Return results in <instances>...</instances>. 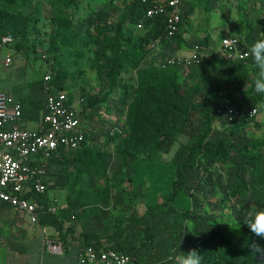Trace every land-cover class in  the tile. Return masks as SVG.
Instances as JSON below:
<instances>
[{
    "label": "rangeland",
    "instance_id": "rangeland-1",
    "mask_svg": "<svg viewBox=\"0 0 264 264\" xmlns=\"http://www.w3.org/2000/svg\"><path fill=\"white\" fill-rule=\"evenodd\" d=\"M190 4L180 38L177 42L173 41L177 51H185L193 44L203 47L206 44L210 56L211 51H217L219 40L225 35H242L253 41L264 38V0H190ZM0 12L29 15V29L20 40L21 54H18L29 65H45L40 58L41 53L38 50L35 52L34 48L49 46L50 34L57 18H67L72 30L81 36L86 35L90 21L99 23L111 34L120 30L122 35L131 36L133 40L140 34L134 30L131 21L130 0H28L24 7L7 5L0 0ZM146 46L143 51L145 49L148 55ZM77 47L82 51V56L64 65L67 78L63 90L71 94L83 109L84 123L90 127L86 148L94 153V165L90 172H78L72 164L59 165L58 171L51 174L48 191L56 193L52 199L56 200L55 215L62 220L61 230L66 232V240H61V236L51 226V232L44 234V237L52 244H82L85 226H93L103 235V245L116 246L108 240V234L125 236L131 231L130 210L123 207L124 204L131 206L139 218H149L148 206L161 202L171 191V180L175 178L172 158L187 138L177 136L170 152L153 160L143 155L128 160L126 164L119 161L118 145L129 132L125 121L127 106L136 90L137 70L149 66L147 55L144 52L134 55L137 66L127 63L119 76L121 85L107 96V86L99 79L94 68L95 44L85 37L78 41ZM163 47L173 53L176 51L174 46L164 43L159 49ZM3 71L0 65V75ZM193 72V68H190L188 72L178 74L181 91H193L201 87ZM242 89L247 98L251 92L256 93L250 84H244ZM104 95L107 98L101 104L91 102L94 97ZM92 112L97 115H91ZM213 126V138L225 137L241 147L253 140L263 139L264 110L238 127L236 134L231 133L234 127L223 120L213 122ZM234 162L238 163L240 159L232 157L227 164L203 161L201 166L185 170V190L175 206L188 210L192 216L184 223L174 256L180 251L187 253L190 249L200 253L201 248L211 249L221 243L240 244L244 233L241 219L257 209L250 200V192L243 200L233 196L230 186L235 182ZM78 192L83 195V209L73 215L69 213L62 216L59 210L66 208L68 200ZM156 232L159 233L157 230L153 233ZM3 253L5 256L6 252L0 250V255Z\"/></svg>",
    "mask_w": 264,
    "mask_h": 264
},
{
    "label": "trees",
    "instance_id": "trees-1",
    "mask_svg": "<svg viewBox=\"0 0 264 264\" xmlns=\"http://www.w3.org/2000/svg\"><path fill=\"white\" fill-rule=\"evenodd\" d=\"M1 1L7 5L24 7L28 0ZM130 1L133 26L135 27L139 21L148 23L141 0ZM29 21V15L0 12V36L7 33L13 35L16 54H21L20 40L28 32ZM55 22L49 46L44 49L34 48L35 52L38 50L45 56L43 59L45 72L50 71L52 74L51 87L63 90L67 78V72L63 67L75 57L82 56L77 43L88 37L96 46L94 68L99 79L107 86V96L121 85L119 76L127 63L136 67L134 55L140 52L147 55L143 48L150 39L162 35L164 28V18L156 16L150 21L153 22L152 28L145 29L136 40H133L131 36L122 35L120 30L111 34L99 23L92 21L89 22L85 36L73 31L70 21L65 17L57 18ZM179 38L180 35H177L173 41L177 42ZM245 38L250 41V38ZM206 47L205 44L204 48L207 49ZM193 71L201 87L198 90L184 92L178 86L179 72L176 68L149 65L137 70L136 90L127 106L125 117L129 132L117 148L119 161L126 164L128 160L143 155L153 160L161 154L169 153L177 136L183 135L187 141L178 147L172 158L175 178L171 180V191L165 199L148 206V219L139 218L131 206L124 204L123 207L130 210L131 231L125 236L118 233L107 236L108 240L116 244L113 246L116 250L131 257L132 264H165V261L174 264L171 258L174 257L173 253L179 245L184 223L192 216L188 210L175 206V202L185 190L187 181L185 170L201 166L203 161L227 164L232 157L239 158L240 162H234L235 182L230 186L233 196L235 199L243 200L247 192H250V200L256 209H264V137L241 147H237L231 139L212 137L216 109L221 103L234 101L238 110H244L264 100V95L251 91L247 98L243 89L241 90L244 84H250L255 90L254 81L258 70L251 58L232 61L216 57L213 52L209 56L207 52V57L194 66ZM106 95L94 97L91 102L99 105L106 100ZM68 101L70 103L74 101L69 93ZM81 112L83 113L82 108ZM91 115L97 114L92 112ZM247 117V113L241 114L234 120L230 125L234 127L232 134H236L238 127L250 121ZM88 137V133H85L84 141L76 151L59 157L53 156L49 162L65 166L72 164L78 172L82 170L90 172L95 157L94 153L86 148ZM41 197L43 196L39 195L34 199L43 205ZM83 207V195L78 192L68 200L67 207L61 208L59 212L62 216L69 213L73 215ZM100 213L106 214L104 211ZM244 220L245 218L241 219L244 233L240 244L221 243L211 249L201 248L199 254L202 256V264H256L249 245L253 241L264 245V241L258 240L251 233ZM39 223L54 227L61 236L60 239L66 240V232L61 230L62 220L55 214L42 212ZM156 230L159 233H153ZM82 237L81 242L84 246L97 248L103 246L101 243L103 235L93 226H85Z\"/></svg>",
    "mask_w": 264,
    "mask_h": 264
},
{
    "label": "built area",
    "instance_id": "built-area-1",
    "mask_svg": "<svg viewBox=\"0 0 264 264\" xmlns=\"http://www.w3.org/2000/svg\"><path fill=\"white\" fill-rule=\"evenodd\" d=\"M144 16L148 23L139 21L134 30L141 33L151 29L150 22L156 16L164 18L162 35L149 40L147 62L159 68L173 67L181 74L198 65L207 57L208 49L193 44L185 51H177L173 39L181 35L184 22L190 11L188 0H141ZM183 38V37H182ZM229 39V43H225ZM255 41H247L242 35H225L220 38L214 56L226 60H245V53ZM174 46V53L159 49L161 44ZM15 39L7 33L0 36V58L9 65L12 62ZM212 50V49H211ZM195 57V59L193 58ZM44 59V54L41 53ZM199 63V64H200ZM52 74L46 71L41 80L45 93L42 104L41 125L37 130L25 128L22 123V109L6 91H0V200L8 203L19 213L25 214L29 222L38 223L40 213L55 214L56 200L40 205L34 198L43 196L47 190L46 164L53 156L68 155L79 149L85 133L90 127L84 123L79 104L68 101V93L52 88ZM264 110V100L252 108L238 110L234 101L221 103L216 109V119L229 126L241 114L247 113L250 120ZM11 124V127H7ZM52 248V246L49 245ZM76 264H132L129 255L113 246H84L82 244Z\"/></svg>",
    "mask_w": 264,
    "mask_h": 264
},
{
    "label": "crops",
    "instance_id": "crops-1",
    "mask_svg": "<svg viewBox=\"0 0 264 264\" xmlns=\"http://www.w3.org/2000/svg\"><path fill=\"white\" fill-rule=\"evenodd\" d=\"M188 1L190 6V0ZM22 59L21 55L15 53L12 62L6 65L4 59L0 58V65L4 68L0 75V91H6L20 103L22 125L27 129L37 130L41 125L45 98L41 87L45 66L29 65ZM58 166L51 162L46 164L47 190L41 197L46 203L52 201L56 194L48 191V182L51 174L58 171ZM51 230L50 226L41 225L39 221L29 222L25 214L0 200V250L6 252L5 256L4 253L0 255V264H76L82 244H52L44 237Z\"/></svg>",
    "mask_w": 264,
    "mask_h": 264
},
{
    "label": "clouds",
    "instance_id": "clouds-1",
    "mask_svg": "<svg viewBox=\"0 0 264 264\" xmlns=\"http://www.w3.org/2000/svg\"><path fill=\"white\" fill-rule=\"evenodd\" d=\"M229 43V39H225ZM245 57L250 56L255 68L258 70L254 81V88L257 94L264 95V39H258L251 44ZM195 59V57H193ZM200 63V60H197ZM244 224L250 229L251 233L260 241H264V209H258L247 213ZM250 253L256 264H264V245L253 241L250 245ZM174 264H202V256L196 249H190L187 253L180 254L171 258ZM165 264H168L165 261Z\"/></svg>",
    "mask_w": 264,
    "mask_h": 264
}]
</instances>
